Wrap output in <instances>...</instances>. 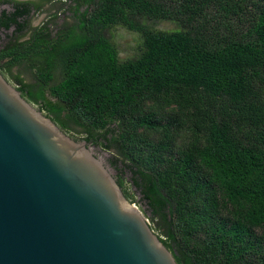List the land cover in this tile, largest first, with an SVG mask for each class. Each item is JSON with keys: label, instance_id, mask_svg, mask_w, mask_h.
Returning a JSON list of instances; mask_svg holds the SVG:
<instances>
[{"label": "trees", "instance_id": "1", "mask_svg": "<svg viewBox=\"0 0 264 264\" xmlns=\"http://www.w3.org/2000/svg\"><path fill=\"white\" fill-rule=\"evenodd\" d=\"M6 2L1 73L30 66L35 86L14 77L22 96L118 154V184L136 203L131 175L177 263L264 264V0H73L75 25L54 36L32 27V2ZM117 25L142 35L139 57L119 60L104 34Z\"/></svg>", "mask_w": 264, "mask_h": 264}, {"label": "water", "instance_id": "2", "mask_svg": "<svg viewBox=\"0 0 264 264\" xmlns=\"http://www.w3.org/2000/svg\"><path fill=\"white\" fill-rule=\"evenodd\" d=\"M0 264H178L94 149L1 71Z\"/></svg>", "mask_w": 264, "mask_h": 264}, {"label": "rangeland", "instance_id": "3", "mask_svg": "<svg viewBox=\"0 0 264 264\" xmlns=\"http://www.w3.org/2000/svg\"><path fill=\"white\" fill-rule=\"evenodd\" d=\"M6 1L22 3L32 2L34 5L39 6L41 11L39 14H35L32 18H30L31 25L33 27H41L45 25L53 36L61 30L70 29L76 22L75 17H73V13L69 10L73 0H0V14L3 10L8 12L13 10L12 4ZM140 24L146 26L154 32H172L178 29L186 30V27L172 20L144 18L141 19ZM13 31V29L10 31H0V49L4 48L11 41ZM104 34L106 38L113 42L117 47L118 57L121 62L137 58L141 55L143 51V37L139 32L123 25H117L106 30ZM5 74L6 79L16 88H18V85L15 82L14 77L18 75H20L27 84H31L32 86H35L37 82L35 70L30 69V66H27V64L16 66L12 69L11 73L6 72ZM34 105L39 109L37 104ZM71 125L69 126L70 128L65 129L64 132L70 137L82 141V130L75 125ZM186 137L187 136L185 134L181 135L178 148L182 149L185 147L187 143ZM92 148L97 156L101 157L105 161L107 166L112 170L113 174H115V176H119L123 167L120 164L116 167L111 162L113 159L119 157L118 154L115 151L110 152L103 147L99 148L93 146ZM130 178L131 175L129 173L124 175L125 188L129 191V194L136 202V206L146 216L154 231L157 234H162V231H158L157 225L152 221L151 211L143 201L140 192L131 186Z\"/></svg>", "mask_w": 264, "mask_h": 264}, {"label": "flooded vegetation", "instance_id": "4", "mask_svg": "<svg viewBox=\"0 0 264 264\" xmlns=\"http://www.w3.org/2000/svg\"><path fill=\"white\" fill-rule=\"evenodd\" d=\"M41 11V8H37L36 5L32 4L31 5V13L29 14V18H32L33 15L35 14H39ZM33 27V26H32ZM36 28V27H34ZM31 31H23L21 35H18L19 36V39H18V42L20 43H23V42H26L30 39V36H31ZM45 114V113H44ZM46 115V114H45ZM75 139V138H74ZM76 140V139H75ZM79 141V140H78ZM83 142H87L89 144L90 147H93V146H96V147H102L101 144H98V143H94L92 140H82ZM96 154V153H95ZM97 155V154H96Z\"/></svg>", "mask_w": 264, "mask_h": 264}]
</instances>
